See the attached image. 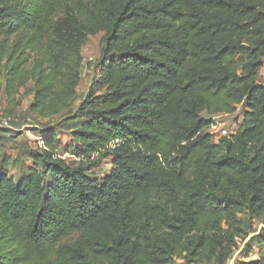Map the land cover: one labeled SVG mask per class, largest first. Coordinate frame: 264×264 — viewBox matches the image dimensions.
Listing matches in <instances>:
<instances>
[{
  "label": "trees",
  "instance_id": "1",
  "mask_svg": "<svg viewBox=\"0 0 264 264\" xmlns=\"http://www.w3.org/2000/svg\"><path fill=\"white\" fill-rule=\"evenodd\" d=\"M97 33L98 93L69 112L79 163L49 127L16 178L0 161V264H226L238 214H264V0H0L6 102L28 86L31 113L67 112ZM242 103L213 139L214 115Z\"/></svg>",
  "mask_w": 264,
  "mask_h": 264
},
{
  "label": "rangeland",
  "instance_id": "2",
  "mask_svg": "<svg viewBox=\"0 0 264 264\" xmlns=\"http://www.w3.org/2000/svg\"><path fill=\"white\" fill-rule=\"evenodd\" d=\"M102 34L97 33L89 37L83 45L81 55L83 62L81 66V80L76 89V98L70 104L67 112L57 114L46 119L39 118L36 114L28 110L31 99L29 87L19 89L15 103H7L5 95L0 91V108L12 117V129L10 132L0 137V161L5 160L9 172L16 178L25 166L31 163L27 157L28 150L38 146L37 137L41 128L53 129L56 136L61 141V145L56 153L69 164L79 163L74 155L75 144L71 139L72 120L70 113H75L81 103L86 99L88 91L94 87V92L98 93L95 84L99 78L100 61L102 58L103 46L101 45ZM258 81L264 83V58L262 65L258 68ZM247 111V104L242 103L236 106L232 114H216L214 129H211L213 139L218 140L223 136L221 130H226V135L235 133L244 113ZM38 126L39 129L36 128ZM17 129L18 131H13ZM1 163V162H0ZM90 172L96 177H104L110 171L111 160L109 156L98 157L89 163ZM238 216L243 221V231L236 238V247L226 261V264H244L246 262L259 260L264 256V214L258 217H250L247 210L239 213ZM171 264H219L215 260H199L186 262L180 257H175Z\"/></svg>",
  "mask_w": 264,
  "mask_h": 264
},
{
  "label": "built area",
  "instance_id": "3",
  "mask_svg": "<svg viewBox=\"0 0 264 264\" xmlns=\"http://www.w3.org/2000/svg\"><path fill=\"white\" fill-rule=\"evenodd\" d=\"M12 117L8 114H6L5 112H3V110L0 108V129H4V128H8V129H12ZM215 124L213 126H211V128L209 129V132L211 134H213L214 132L211 129H214ZM36 128H38V126H36ZM17 130V129H14ZM223 135H226V130L222 129L221 130ZM36 140H38V146H43V140L41 137H37Z\"/></svg>",
  "mask_w": 264,
  "mask_h": 264
}]
</instances>
